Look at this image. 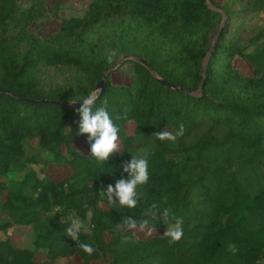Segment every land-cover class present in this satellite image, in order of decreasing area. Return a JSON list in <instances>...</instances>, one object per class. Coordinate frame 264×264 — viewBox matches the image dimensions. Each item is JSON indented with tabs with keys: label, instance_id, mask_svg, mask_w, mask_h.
I'll return each mask as SVG.
<instances>
[{
	"label": "trees",
	"instance_id": "trees-1",
	"mask_svg": "<svg viewBox=\"0 0 264 264\" xmlns=\"http://www.w3.org/2000/svg\"><path fill=\"white\" fill-rule=\"evenodd\" d=\"M53 1L0 0V209L10 214L0 218V264L73 254L84 264H264V0H93L71 17ZM49 19L60 25L48 35L31 28ZM109 49L130 55L117 69L131 62L133 81L115 82L112 70L100 94ZM92 92L94 110L105 107L121 129L120 153L103 166L79 133L81 104H71ZM164 130L175 139L153 136ZM31 137L73 173L57 180L29 168ZM137 142L150 175L138 206L102 205L101 191L128 178L124 162L142 153ZM154 203L169 216L146 217ZM125 216L156 227L182 219L183 238L170 246L165 233L118 231ZM74 218L91 255L66 234Z\"/></svg>",
	"mask_w": 264,
	"mask_h": 264
},
{
	"label": "clouds",
	"instance_id": "clouds-1",
	"mask_svg": "<svg viewBox=\"0 0 264 264\" xmlns=\"http://www.w3.org/2000/svg\"><path fill=\"white\" fill-rule=\"evenodd\" d=\"M106 62L109 65L119 63V53L116 50H106ZM98 99L95 92L87 96L80 97L78 100L72 101L75 104L77 101H83L77 109L81 117L79 122L80 135H87V140L90 145V157L97 165L103 166L107 164L111 157L120 153V127L114 123L110 114L105 107H99L94 110V105ZM184 126L179 127V135H183ZM160 141L174 140L172 133L164 130L153 134ZM132 155L130 161H125L123 164V172L128 174V178H121L116 181L115 185L109 184L106 192L101 191V196L106 197L109 205H118L120 209H135L139 204L140 193L138 189L147 184L150 180L149 165L147 160V152ZM170 214L169 209L159 211L157 204H152L144 215L150 216L152 219H157L159 216L167 218ZM125 233L143 232L146 236L153 234V229L149 225L148 219L138 221L131 216L123 217L121 222ZM80 221L78 218L72 219L70 227L66 229V234L77 242L78 247L91 255L95 251L94 248L87 243H79L78 234L80 231ZM183 220L177 219L174 224L169 225L164 237L168 239L169 245H175L183 238ZM127 239V236L125 237Z\"/></svg>",
	"mask_w": 264,
	"mask_h": 264
},
{
	"label": "rangeland",
	"instance_id": "rangeland-1",
	"mask_svg": "<svg viewBox=\"0 0 264 264\" xmlns=\"http://www.w3.org/2000/svg\"><path fill=\"white\" fill-rule=\"evenodd\" d=\"M23 4H28L30 0H21ZM93 0H63L61 4V9L59 11V14L62 17H71V16H82L84 15L87 10L89 9L90 3ZM54 1L53 0H47V3L51 5ZM264 22L258 23V26H262ZM60 25L59 20L57 19H49L43 24L33 23L31 25V28L36 31L37 33L41 35H48L52 31L56 30ZM257 26H254L246 31L244 34V41H248L249 37L253 35L257 31ZM217 31L213 34V39L217 36ZM240 67H242L247 73L251 72V66L247 61H238L236 62ZM116 68L113 69V80L115 82H122V83H132L133 81V66L131 62L124 63L120 69ZM120 142V141H119ZM76 145L79 147H83V143L81 141H77ZM121 147V144H120ZM135 148L138 152H142L143 146L140 143H135ZM22 160L28 164L29 168L36 169L42 174H45L49 177L55 178L57 180L65 178L70 176L73 173L72 166L69 163L66 162H56L52 160L50 157L45 159V157L41 154V148L38 145V139L36 137H31L28 139L26 143V152L24 156L22 157ZM22 174V171L16 173V176H20ZM263 179H264V167H263V173H262ZM117 181V180H116ZM115 181V183H116ZM114 183V185H115ZM113 185V186H114ZM107 188L104 190L106 192ZM106 197L101 196V204L106 206L107 203L105 202ZM10 214L5 209H0V218L9 217ZM154 231V233H165L169 226H163V227H156V226H150ZM118 231L123 230L122 224H119L117 226ZM116 229V230H117ZM22 239L21 243H23L24 246H28L32 243V239L34 237V230L31 225H27L22 227ZM139 235H144L143 232H137ZM37 258L38 259H44L46 258L43 251L37 252ZM105 261L103 260H95L92 262V264H104ZM55 264H84L81 258L77 254L70 255L68 257H60L58 260H56Z\"/></svg>",
	"mask_w": 264,
	"mask_h": 264
},
{
	"label": "water",
	"instance_id": "water-1",
	"mask_svg": "<svg viewBox=\"0 0 264 264\" xmlns=\"http://www.w3.org/2000/svg\"><path fill=\"white\" fill-rule=\"evenodd\" d=\"M130 55H123L120 59H119V63L114 65L113 67H111L109 70H107L105 73H104V76L103 78L97 83V86L96 88L97 89H100V94H102L106 88V78L108 76V74L114 69L116 68L117 66H119L122 62H124L127 58H129ZM171 84V83H170ZM99 94V95H100ZM83 101H77L75 104L71 103L72 105H79V104H82Z\"/></svg>",
	"mask_w": 264,
	"mask_h": 264
}]
</instances>
